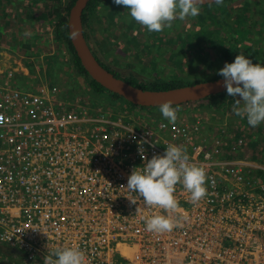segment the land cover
I'll return each instance as SVG.
<instances>
[{"label": "built area", "instance_id": "1", "mask_svg": "<svg viewBox=\"0 0 264 264\" xmlns=\"http://www.w3.org/2000/svg\"><path fill=\"white\" fill-rule=\"evenodd\" d=\"M9 89L0 87V245L17 250V260L44 264L52 249L71 246L86 264H264V184L251 174L264 168L240 151L246 140L229 144L224 130H210L221 138L214 144L197 133L202 127L183 130L178 144L205 170L206 195L193 204L178 183L174 211L146 207L126 190L143 162L130 155L118 163V136L83 135L85 114L61 113L54 92ZM153 215L176 226L148 232Z\"/></svg>", "mask_w": 264, "mask_h": 264}, {"label": "rangeland", "instance_id": "2", "mask_svg": "<svg viewBox=\"0 0 264 264\" xmlns=\"http://www.w3.org/2000/svg\"><path fill=\"white\" fill-rule=\"evenodd\" d=\"M44 1L40 0V2ZM63 3L64 5L67 3V6L70 4L69 0H63ZM38 6L43 8V4L41 6L40 4L34 6L28 0H17V17H21L22 22L17 26V21H15L17 18H15L13 25L17 27V30L13 31L15 32L14 35L11 34L7 39L5 38V42H0V87L10 88L9 91H17L19 89L24 93L34 95L36 92L39 94L45 92L47 93L45 95L49 98L50 95L48 93L54 92L52 94L53 99L58 100V104L64 105V110H60L61 113L65 112L67 115L78 111L79 113L83 112L85 114L86 122L81 127V133L83 135L90 134L96 128H99L108 133L109 140H112L114 136H118V142L121 144V148H117L118 156L120 157L118 163L120 164L125 163L124 161L130 155L137 156L142 161L138 147L144 141H147V143L142 145L147 159H151L152 156L157 154L164 155L165 148L168 144L181 146L178 143L183 141L181 139L183 130L189 129L190 125L193 126L194 123L197 128L202 127L201 129H197V133L209 138L212 143L217 144L218 141H221V138L217 140V137H213L208 131L212 130L218 134L224 130L229 137V144L236 145V143L238 144V140H246V145L241 147L240 151L248 152L252 156L259 155L264 160L263 124L255 128L250 127L244 116H237L235 114L233 111V103L235 100L240 99L238 95L232 97L225 94L221 98L224 108L218 107V102L212 100L173 107L177 109V119L173 122L179 123L176 126L162 117L159 108L139 110L138 113L133 114L126 110L127 105L122 99L115 101L111 94L95 93L89 85V80L79 74L72 66L71 55L66 50L65 43L55 35L57 25L60 24L59 18L61 13H56L51 22L49 15L52 12L50 10L44 11L38 8ZM236 6H238L236 10L241 7L239 5ZM111 9L112 11L116 9L118 13L126 15V19L131 21L132 25L128 28L127 33L129 39H131V36L138 38L139 42L136 43L140 44L141 52L138 51L140 58L137 59L131 47L122 44L121 42L123 41H119L117 38L112 39L110 35H107L106 28H111L112 30H119V28L112 26L108 18L102 20L101 17L104 18L107 12L103 8H99V14L95 16L92 40L94 41L93 44L98 48L99 55L106 63L116 64L117 62H122L126 67L133 65V70L144 82H150L153 78H157L163 81H176L180 87L189 86L190 83L196 80L204 81L219 79L221 77L217 74L221 67H217L216 64L217 62H221L219 54L217 56L215 55L216 58L213 60L212 69H207L198 60L189 62L188 59L182 61L184 63L183 67H176L174 64L170 67L166 64V57L169 54L171 55L174 47L167 45L166 42L169 41V37L164 35L161 41H156L157 37L160 39V33H149L145 27L133 22L124 6L114 4ZM40 10H42V13H39ZM208 11V9L203 10L208 16H198L201 18L200 21L205 24L204 28L206 30H214L213 33L207 32L204 36L208 38L205 41L210 40L211 42L208 41L209 46H207L206 51H204L205 48L201 49L193 45L189 52L191 53L190 55L198 53L195 56L198 58L204 52L205 56L202 58L204 64L207 59L210 60L212 58L213 50L218 45V42L215 40L221 39V37H216L218 35L221 36L222 32H224V35L221 40L228 37L226 32L229 30V22L232 20L235 21V16L232 15H236L235 13L232 14L222 24L215 26L210 23ZM244 12L242 11L241 13L242 21H246L247 19L244 16ZM258 16L259 13H253L251 19L246 21V26L255 27L254 32L250 31L249 36H251V41L245 42L243 40L244 36L242 37L240 35L239 38L235 36L243 45L251 46L254 43L255 45L251 47L255 49L259 44L264 48V31L261 28H264V26L258 25V27L254 25V22H261L257 19ZM194 19L195 17H192V20ZM220 20H223V18ZM172 26L165 28L170 31L173 28ZM187 27L190 29L191 26L188 25ZM217 28H220V30L218 31ZM101 30L105 31V35ZM119 33L123 34V31L120 30ZM179 34L181 35L180 32ZM179 34L175 32L172 34V38L179 36ZM231 37H234V35ZM231 40L233 41V39ZM178 43L176 48L179 49L175 50L178 56L175 57L174 62H177L175 60L182 55L180 52L181 49L182 51L185 50V47ZM145 45H150L152 48L148 49ZM166 47L170 48V50H166ZM126 48L129 50L128 52ZM128 55H133V59ZM257 63L264 65V59H258ZM150 90H152L151 87ZM8 95L11 99H14L13 104L17 107V98H14L12 93H8ZM116 102L118 109L114 111L111 104ZM138 117L140 118L138 119ZM163 122H167V125H162ZM184 123L187 124L181 128V125ZM173 126L180 129L181 133L173 130ZM253 129H255L254 132ZM258 130H263V133L258 132ZM256 133H260L261 135L256 137ZM152 145H156L158 151L153 150ZM128 161L130 162V160ZM142 162L144 163V161ZM252 163L255 167L257 166L254 164V161ZM262 179L264 181V174L262 175ZM180 187L182 192L190 197V194L183 189L181 184ZM180 205L187 206L185 203H181ZM20 263L25 264L19 257L17 264Z\"/></svg>", "mask_w": 264, "mask_h": 264}, {"label": "clouds", "instance_id": "3", "mask_svg": "<svg viewBox=\"0 0 264 264\" xmlns=\"http://www.w3.org/2000/svg\"><path fill=\"white\" fill-rule=\"evenodd\" d=\"M203 2L204 0H113L114 4L124 6L128 16L149 33L171 27L175 19L198 16V5ZM212 2L219 5L223 0ZM217 74L223 78L226 94L240 97L233 103L235 114L244 116L247 124L253 128L264 123V65L254 64L251 59L238 54L233 62H225ZM159 111L169 123L176 121L177 109L171 106V102L160 104ZM143 144L138 147V152L144 163L134 167L127 179L126 190L137 193L146 207L155 206L174 211L177 201L173 192L178 183L190 194L193 204L206 195L205 170L189 162L185 149L168 144L164 155L157 154L147 159ZM144 224L146 231L157 234L170 232L176 226L165 215H153L146 218ZM44 264H86V261L80 249L69 246L52 249L50 256L45 257Z\"/></svg>", "mask_w": 264, "mask_h": 264}, {"label": "trees", "instance_id": "4", "mask_svg": "<svg viewBox=\"0 0 264 264\" xmlns=\"http://www.w3.org/2000/svg\"><path fill=\"white\" fill-rule=\"evenodd\" d=\"M28 1L31 4L33 3L34 6H37L38 4H40V6H41V4H43V8H40L39 6H38V8L43 9L44 11L50 10V12H52V14L49 15L50 16L49 20H51V22H52V18L54 17V15L56 13H59V12L61 13V16L59 18L60 24L57 25L55 35L65 43V45L67 47L66 50L69 51L70 55H71L72 66L74 67V69H76V71L79 74L83 75L84 77H86L89 80V85H90L91 89L94 90L95 93H97V94H103V93L111 94L114 97L115 101L122 99L127 105L126 110L130 113H133V114L138 113L139 110L142 111V110L150 109V108L139 107V106H136L132 103L125 101L122 97L111 93L110 91H108L107 89L102 87L100 84H98L95 80L90 78L87 71L83 67L80 59L78 58L74 47L72 46V43L70 40V35L68 32V21H69L70 11H71L72 7L75 5L77 0H69L70 4L68 6H67V3L64 5L63 0H45L44 2H40V0H28ZM1 2H2V5H5L4 3L5 2L10 3V0H0V3ZM62 5H64V6H62ZM112 5H114L113 0H90L87 8L85 9V11L83 13V29H84L85 38H86L87 42L89 43V45L93 51V54L98 59V61L101 63V65L104 68H106L107 70L111 71L113 74H115L118 78L123 79L124 81H126V82H128L134 86H137L139 88L150 89V87H151L153 90H168V89L180 87L179 85H177L176 81H163V80L157 79V78H153V80L150 82H144L140 79V76L133 70V65H131L130 67H126L125 64L122 62H117L116 64H112V63H106L102 59V57L99 55V51H98L97 46L93 44L94 41L92 40V34L94 31L95 16L97 14H99V8H103L107 12V14L105 15L104 18L101 17L102 20H104L105 18H108V19H110L109 22L112 26L119 28V30H114V29L112 30L111 28L110 29L106 28L105 31H106L107 35H110V38L112 37V39L117 38L119 41H123V42H121L122 44L128 45L135 52V58H137V59L140 58L139 57V52H141L140 44L136 43V42H139L138 38L131 36V39H129V36L127 33L128 28L130 27V25H132L131 21H128L126 19V15H122V14L118 13L116 11V9H113V11H112V9H111ZM236 5H239L241 7L238 8V10H236V8L238 7ZM198 7L200 9V12H199L200 16H208L207 14H205L203 12V10H205V9L209 10L208 14L210 17V23L214 24L215 26H217L218 24H222L223 21L226 20L227 17H229L235 13L236 15H232V16H235V21L232 20L231 22H229V26H228L229 30L226 32L228 37L225 38L224 40H221L222 36L224 34L221 36L218 35L216 37V38L221 37V39L215 40L218 42L217 43L218 45H216V48H214V50H213L212 58L210 60L207 59L206 63L204 64L202 62V58L205 56L204 52L201 53V56L199 58L195 57L198 53L195 55H190L191 53H189V52H190L193 45H195L194 47H199L201 49L205 48L204 51H206L207 46H209L208 41H210V40L205 41L208 38H205L204 36L207 32L213 33L214 30L213 29L212 30L211 29L206 30L204 28L205 24L200 21L201 20V18H199L200 16H198V17L196 16L194 20H192V17L191 18L186 17L184 20L175 19L172 22V24H173L172 30L169 31L165 28L160 32H152L153 34L160 33V35H161L160 39H159V37L156 38V41H161V38H163L164 35L169 37L170 42L168 41L166 43L168 46L174 47L172 49L171 55L169 54L166 57V64L167 65L172 67L174 64L176 67H179V66L183 67L184 63L182 61H184L185 59H188L189 62L198 60V62L200 61V64L203 65L204 67H206L207 69H209V68L212 69L213 68V60L216 58V56L218 54L220 56L219 59L221 62L220 63L215 62V63L217 64V67L220 66L221 68L224 66L225 62H228V63L233 62L235 57L238 54L244 55L247 58L251 59L254 64L257 63L258 59H264V48L262 45H260V44L257 45V47L255 49V48L251 47V46L255 45L254 43L251 46H247V45L241 44L242 42H240V40L237 39L241 35L242 37L244 36L243 40L245 42L251 41V38H250L251 36H249V35L251 32H254L255 27L246 26V24H247L246 21L251 19V15L253 13H256V14L259 13V16L257 19H259L261 21V22H257V23L254 22V25L264 26V0H225L222 2V4H219V5L210 4L207 6H198ZM242 11H245L244 16L247 18L246 21H242V16H241ZM39 13H42V10H40ZM2 14H3V11L0 9V18L3 19ZM11 16H12V13H9L7 15V18H9ZM203 18H205V17H203ZM221 18H223V20H220ZM15 21H17V26H18L20 24V22H22V18L17 17V20H15ZM133 22H135V21L133 20ZM188 25L191 26L190 29H188V27H187ZM220 26H223V25H220ZM261 28L264 31V28L263 27H261ZM120 30L123 31V34L119 33ZM101 31L105 35V31H103V30H101ZM175 32L178 34L180 32L181 35L179 34V36L172 38V34H174ZM232 35H234V37H231ZM113 36H115V37H113ZM155 36H157V35H155ZM230 38L233 39V41ZM177 42H179L178 43L179 45L182 44L185 47V50L182 51V49H181L180 52L182 53V55H180V58L175 60L177 62H174L175 57L178 56V53L175 51L176 49H179V48H176ZM145 47L148 49L152 48V46H150V45H145ZM166 50H170V48L166 47ZM126 51L128 52L129 50L126 48ZM128 56H130L133 59V55H128ZM185 63H188V62H185ZM220 78H222V77H220ZM216 79H211V80H216ZM211 80H204V81H197L196 80L195 82L190 83V85L197 84L200 82H207V81H211ZM69 93H70V91H69ZM225 94L226 93L215 95V96L209 97L207 99H204L202 101H208V100L217 101L218 107L224 108V105L221 102V98ZM111 105H112V108L114 109V111L118 109L117 102L114 104H111ZM184 105H186V104H184ZM175 107H177V106H175ZM139 118L140 117H138V119ZM254 130L255 129H253V132H254ZM258 132L263 133V130H258Z\"/></svg>", "mask_w": 264, "mask_h": 264}, {"label": "water", "instance_id": "5", "mask_svg": "<svg viewBox=\"0 0 264 264\" xmlns=\"http://www.w3.org/2000/svg\"><path fill=\"white\" fill-rule=\"evenodd\" d=\"M89 2L90 0L76 1L70 11L68 32L72 46L90 78L111 93L122 97L129 103L144 108H159L160 104L164 102H171L172 107L181 106L226 93L223 78L168 90L143 89L118 78L101 65L85 38L83 13ZM210 4L215 3L212 0H204L198 6ZM16 253L19 254V252Z\"/></svg>", "mask_w": 264, "mask_h": 264}, {"label": "crops", "instance_id": "6", "mask_svg": "<svg viewBox=\"0 0 264 264\" xmlns=\"http://www.w3.org/2000/svg\"><path fill=\"white\" fill-rule=\"evenodd\" d=\"M0 4H1L0 9L3 11V14H2L3 19L0 18V37H1L0 42H5V38L7 39L9 35L11 36V34L14 35L15 32H13V31L17 30V27L15 25H13L14 24L13 20L15 18H17V0H10V3L5 2L4 3L5 5H2V2ZM9 13H12V16L7 18V15ZM11 40H13V39L11 38ZM156 45H159V44H156ZM161 48L165 49L163 47H161ZM262 124H263V126H262ZM259 126H262V128H263L264 123H261ZM259 135H261V134L256 133V137H258ZM253 157H255L253 159L254 164L260 165L264 168V160L261 159L259 157V155L253 156ZM251 174L252 175L256 174L257 176H259V178H260L259 183L264 184V181L262 179V175L264 174V169H263V171H259V172L252 171ZM16 252H17L16 250L9 248L6 245H0V264H16L17 263V256H18V254H16Z\"/></svg>", "mask_w": 264, "mask_h": 264}, {"label": "flooded vegetation", "instance_id": "7", "mask_svg": "<svg viewBox=\"0 0 264 264\" xmlns=\"http://www.w3.org/2000/svg\"><path fill=\"white\" fill-rule=\"evenodd\" d=\"M218 29V31L220 30V28H217ZM224 34V32H222V34L221 35H223ZM191 126V125H190ZM195 126V123H194V125L192 126V127H194ZM259 177V176H258Z\"/></svg>", "mask_w": 264, "mask_h": 264}]
</instances>
